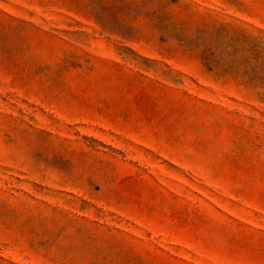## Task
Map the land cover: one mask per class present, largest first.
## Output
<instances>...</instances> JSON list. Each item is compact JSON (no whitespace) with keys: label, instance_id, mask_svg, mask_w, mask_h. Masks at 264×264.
Returning <instances> with one entry per match:
<instances>
[{"label":"rangeland","instance_id":"374dc122","mask_svg":"<svg viewBox=\"0 0 264 264\" xmlns=\"http://www.w3.org/2000/svg\"><path fill=\"white\" fill-rule=\"evenodd\" d=\"M0 264H264V0H0Z\"/></svg>","mask_w":264,"mask_h":264}]
</instances>
